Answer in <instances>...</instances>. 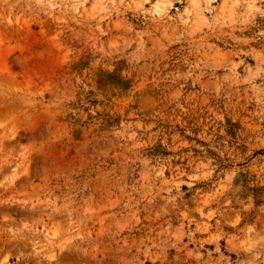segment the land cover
Returning <instances> with one entry per match:
<instances>
[{"label": "rangeland", "instance_id": "obj_1", "mask_svg": "<svg viewBox=\"0 0 264 264\" xmlns=\"http://www.w3.org/2000/svg\"><path fill=\"white\" fill-rule=\"evenodd\" d=\"M0 264H264V0H0Z\"/></svg>", "mask_w": 264, "mask_h": 264}]
</instances>
